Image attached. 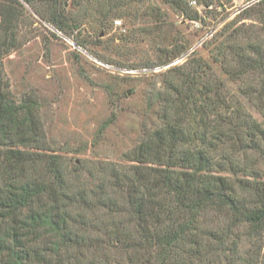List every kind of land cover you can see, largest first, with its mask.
I'll return each instance as SVG.
<instances>
[{"label": "trees", "instance_id": "1", "mask_svg": "<svg viewBox=\"0 0 264 264\" xmlns=\"http://www.w3.org/2000/svg\"><path fill=\"white\" fill-rule=\"evenodd\" d=\"M161 1L200 19L189 0ZM28 9L95 58L106 23L129 15L123 0H0V264H264V127L253 115L264 119V0L213 34L211 64L192 51L171 66L189 44L163 41L167 25L149 7L154 25L142 33L155 58L144 66L170 64L147 96L154 123L119 161L87 166L50 151L38 97L11 90L4 60L21 46ZM253 16L260 28L234 27Z\"/></svg>", "mask_w": 264, "mask_h": 264}, {"label": "rangeland", "instance_id": "2", "mask_svg": "<svg viewBox=\"0 0 264 264\" xmlns=\"http://www.w3.org/2000/svg\"><path fill=\"white\" fill-rule=\"evenodd\" d=\"M192 1L197 0H189V3ZM221 1L226 7L224 12H211L213 7L207 8V12L198 2L189 4L200 16L197 21H189L175 14L161 0H123L129 15L106 23L99 34L102 45L96 50V58L89 51L77 48L68 35L42 23L28 9V15L32 16L23 23L21 46L4 60L11 90L16 95L32 91L38 97V116L54 154L61 155L71 165L117 162L140 140L142 126L154 123L147 96L151 89L162 88L159 74L170 65L153 71L144 66L148 58H155L151 52L153 36L142 33L154 25L152 18L146 16L149 7L158 8L162 24L167 25L162 30L163 41L186 40L188 52L195 51L196 60L211 64L216 45V42L211 44L213 34L235 19L244 7L259 0ZM110 2L113 0H104V3ZM116 21L120 24H115ZM84 23V29L91 36L96 27L93 15ZM239 25L260 28L255 16L238 21L234 27ZM130 37L133 40L126 48L113 52L114 55L109 53V44L118 45L122 43L119 39L128 41ZM77 52L81 57L74 56ZM181 57L171 66L182 64L184 58L180 60ZM227 87L232 95L237 93L232 83ZM254 112V117L264 127V119L256 110Z\"/></svg>", "mask_w": 264, "mask_h": 264}, {"label": "built area", "instance_id": "3", "mask_svg": "<svg viewBox=\"0 0 264 264\" xmlns=\"http://www.w3.org/2000/svg\"><path fill=\"white\" fill-rule=\"evenodd\" d=\"M195 4H196L195 1L190 2V5H191V6H192V5H195ZM115 24L119 25L120 22H119V21H116ZM189 53H190V51H189L188 53L184 54V55L181 57L180 60H182L183 58H185Z\"/></svg>", "mask_w": 264, "mask_h": 264}]
</instances>
